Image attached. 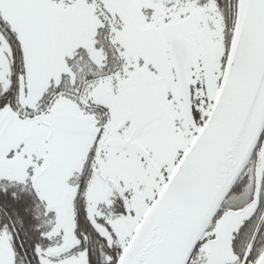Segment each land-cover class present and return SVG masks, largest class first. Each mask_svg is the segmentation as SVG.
<instances>
[{"label": "snow or ice", "instance_id": "obj_1", "mask_svg": "<svg viewBox=\"0 0 264 264\" xmlns=\"http://www.w3.org/2000/svg\"><path fill=\"white\" fill-rule=\"evenodd\" d=\"M0 264H264V0H0Z\"/></svg>", "mask_w": 264, "mask_h": 264}]
</instances>
